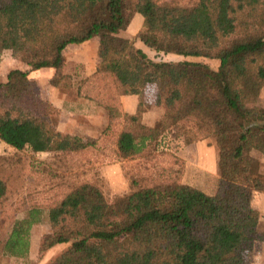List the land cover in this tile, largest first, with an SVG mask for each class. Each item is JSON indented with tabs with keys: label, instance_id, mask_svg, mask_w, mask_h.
<instances>
[{
	"label": "trees",
	"instance_id": "trees-1",
	"mask_svg": "<svg viewBox=\"0 0 264 264\" xmlns=\"http://www.w3.org/2000/svg\"><path fill=\"white\" fill-rule=\"evenodd\" d=\"M138 14L136 37L121 36ZM92 39L96 72L77 94L108 114L100 137L61 132L30 73L12 69L0 82V141L34 154L94 152L93 165L123 161L133 190L111 202L85 181L46 203L31 196L12 213L6 172L19 161L0 160L8 163L0 167V223L20 213L0 236V260L27 258L32 229L46 220L42 251L60 249L48 264H246L254 243H264L253 207L264 192L253 155L264 154V111L251 106L264 91V0H0V57L10 51L31 71L54 69V88L71 79L69 47ZM151 84L162 114L150 125ZM132 95L139 105L128 114L121 98ZM173 130L187 143L216 138L215 194L186 184V162L160 153V139Z\"/></svg>",
	"mask_w": 264,
	"mask_h": 264
},
{
	"label": "rangeland",
	"instance_id": "rangeland-1",
	"mask_svg": "<svg viewBox=\"0 0 264 264\" xmlns=\"http://www.w3.org/2000/svg\"><path fill=\"white\" fill-rule=\"evenodd\" d=\"M137 16L130 26V31L122 33L124 36L130 35L134 39L142 28V16L138 17V20ZM85 47H81L77 54L81 55L82 53L90 52V49ZM150 55L155 57L154 53L150 52ZM74 56L75 51H71L66 66V73L71 76L70 80H66L61 87L54 88L48 80L46 81L44 77L40 76L39 79L32 80L35 93L39 99L49 104L50 112L56 118L58 127L60 124L65 128V124H69V127L65 129H70L72 135L98 138L108 124V114L97 108L93 103L78 98L77 88L85 77H78L81 76L79 74L78 76L76 75L77 67L73 61ZM161 58L164 60L177 59L175 56H161ZM204 62L213 68L218 66V62L216 61L204 60ZM18 64L23 67L27 66L19 62ZM86 66V63L82 65L84 71L86 70ZM8 67L1 66L0 76L4 73L3 76L5 77V69H8ZM27 72L31 74L33 71ZM65 99L73 102L75 105L70 107L68 111H65L67 110L66 108L56 105L62 104ZM156 102H154L155 104L148 103L150 109L145 115L146 123H152L162 114V111L157 108ZM251 106L257 112L264 111V91L259 101ZM3 112L4 110L0 109V117ZM71 112L73 113L70 116L68 113ZM159 151L160 153L175 155L186 162L183 179L186 184L197 187L207 194L216 193L220 179V168L219 147L215 137H210L199 142L187 143L185 133L173 130L160 139ZM253 155L259 161L260 173L264 177V154L254 152ZM93 156L94 152L79 155H59L56 153L34 154L28 150L18 151L0 141V160L12 158V160L19 161L16 162V170L10 168L6 172V176L10 177V188L13 194L6 205L7 208L12 213H15L25 200L31 199V196L36 198L34 201L38 200L41 203H46L52 194L57 193L58 196H61L69 189L85 181L98 184L104 191L106 198L111 202L118 196L130 193L133 190L125 162L106 161L93 165L89 163L93 161ZM2 164L8 163L7 161H0V167ZM52 187L55 188V192L46 193L47 188ZM12 213L7 223L4 225L0 223V236L3 238L8 237L17 216L20 214L19 212L17 214ZM21 215L22 217L24 216L23 213ZM50 231V224L46 220L42 224L35 225L31 233V246L28 257L24 259L3 257L0 260V264H48L60 252V249L47 253H43L42 251L43 240ZM259 231H264V221L260 225ZM245 259L246 264H264V243L257 241L253 249L245 254Z\"/></svg>",
	"mask_w": 264,
	"mask_h": 264
},
{
	"label": "crops",
	"instance_id": "crops-1",
	"mask_svg": "<svg viewBox=\"0 0 264 264\" xmlns=\"http://www.w3.org/2000/svg\"><path fill=\"white\" fill-rule=\"evenodd\" d=\"M139 15V14H138ZM137 16V15H136ZM135 16V17H136ZM141 16V15H140ZM140 16H137V20H138V17ZM135 19V18H134ZM142 21H143V18L141 17ZM140 19V20H141ZM139 20V21H140ZM134 21V20H133ZM132 24V23H131ZM131 26V25H130ZM130 28L123 32V33H126L128 31H130ZM136 28V26H135ZM123 34H121L122 36ZM123 37L125 38H131L130 35H123ZM86 46L85 48H89L90 49V52L88 53H85V54H77V52L81 49V47H84ZM98 46H99V41L98 39H92V40H89V41H86L84 42L83 44L81 45H71L67 51V62H68V56H69V53L72 51L74 52L75 51V56L73 58V61L76 65V75L78 76L81 75V76H78V77H89L91 76L92 74H94L96 72V67H97V53H98ZM86 63V70L84 71L82 69V65ZM2 67H8V69H5V77L3 76H0V82H3L6 80L7 78V74L10 70L12 69H20L22 71H31V68L29 67H23L21 65L18 64V62L13 58L12 56V53L10 51H5L2 56L0 57V68ZM15 66V68H14ZM79 66V67H78ZM81 69V71H80ZM79 70V72H78ZM2 71V70H1ZM83 71V72H82ZM55 73V70L54 69H41V70H37V71H33L31 72V74L29 75L31 81L32 80H35V79H39L40 76L44 77L45 80L49 81L53 75ZM145 98H146V102L147 103H154L156 102V99H157V87L156 85H148L147 88H146V91H145ZM149 99V100H148ZM121 101H122V104H123V109L126 113L128 114H135L137 112V109H138V105H139V100H138V96H135V95H132V96H123L121 98ZM155 104V103H154ZM57 106H61V108H66L67 110L65 111H68V109H70V107H73L75 106L73 102H70L68 100H63L62 104L60 103L59 104H56ZM73 112L71 113H68L69 115L72 114ZM71 116V115H70ZM74 116V115H73ZM146 117V116H145ZM154 121L152 123H148V124H153ZM69 127V124H65V128ZM59 130L63 133H67V134H71L70 132V129H65L62 127V125L59 124ZM102 130H103V127L101 126ZM76 130V129H75ZM253 207L259 211L260 213V216H261V220H260V223H259V227L260 228V225L263 223L264 221V192H257L255 197H254V200H253ZM257 242L254 243V245L256 244Z\"/></svg>",
	"mask_w": 264,
	"mask_h": 264
}]
</instances>
